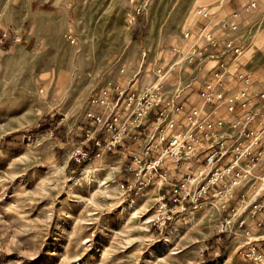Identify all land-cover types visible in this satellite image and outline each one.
I'll list each match as a JSON object with an SVG mask.
<instances>
[{"label": "rangeland", "instance_id": "obj_1", "mask_svg": "<svg viewBox=\"0 0 264 264\" xmlns=\"http://www.w3.org/2000/svg\"><path fill=\"white\" fill-rule=\"evenodd\" d=\"M232 3L0 0V264H254L242 256V231L221 233L230 207L247 209L240 194L250 184L228 203L210 196L217 186L200 208L177 209L161 229L159 187L129 191L135 179L123 154L68 169L92 93L122 68L147 78L168 73L180 61L173 48L186 47L183 33L201 24L197 11L208 7L222 20ZM257 7L249 2L244 10ZM263 15L245 20L232 38L243 46L242 70L257 92L264 91V44L257 54L249 46L264 29Z\"/></svg>", "mask_w": 264, "mask_h": 264}, {"label": "built area", "instance_id": "obj_2", "mask_svg": "<svg viewBox=\"0 0 264 264\" xmlns=\"http://www.w3.org/2000/svg\"><path fill=\"white\" fill-rule=\"evenodd\" d=\"M255 7L252 4L250 9ZM197 16L202 23L197 31L183 33L186 47L173 48L180 61L171 67L180 68L211 54L220 56L219 68L200 96L205 104L224 107L238 118L232 124L233 136H220L226 120L214 118L203 108L168 100L163 84L136 93L110 83L90 97L88 126L74 161L81 164L93 156L123 154L137 146L140 152L127 158L130 163L126 171L135 179L129 191L138 194L148 187H159L158 218L162 220L157 224L161 229L170 223L177 209L200 208L201 200L217 186L218 193L210 196L228 197V203L243 184H250L240 199L244 203L248 198L247 218L255 219L256 226L262 227L264 175L257 172L264 166V91L257 92L253 76L242 70L243 46L232 38L220 37L221 29L237 33L238 25L218 20L208 7L200 8ZM125 72L122 68L120 74ZM121 189L126 190L124 183ZM247 209L232 210L231 217L221 224V233H227L228 228L242 231L247 238L242 256L254 264H264V252L256 247L243 216Z\"/></svg>", "mask_w": 264, "mask_h": 264}, {"label": "crops", "instance_id": "obj_3", "mask_svg": "<svg viewBox=\"0 0 264 264\" xmlns=\"http://www.w3.org/2000/svg\"><path fill=\"white\" fill-rule=\"evenodd\" d=\"M249 2H255L258 4V7L255 11L253 10L252 12H248L244 10L245 6ZM224 6L225 7L228 6L227 2ZM230 7L232 8L233 12H227L228 17L223 19H227L235 22L238 25V31L239 28L240 30H242L243 25L246 23L245 20H249L250 18H255L264 14V0H233V3ZM47 12L48 13L43 12L42 15L49 16L50 11ZM230 13L235 14V16H233V14ZM195 31H197V29ZM234 34L236 33H232L227 29L220 30V37L222 39L233 38ZM263 44H264V29L261 31V33H259V35L257 34L255 36L254 41L249 46V51L250 52L253 51V53L257 54L256 49L260 48L261 45ZM253 49L255 50V52ZM261 51H264V48ZM263 55H264L263 52L258 53V56H263ZM227 58L228 57H225L224 59ZM220 61H221L220 56H218L217 54L216 55L211 54L192 64H183L180 66V68H172L170 66L168 73L164 75H161L160 72L159 73L154 72V74L148 78L140 77L141 69L138 70L137 72L126 71L125 74L123 75L118 74L117 77L114 79L113 84L117 85L121 89H126L128 92L133 91L136 93H141L145 89L154 86L155 84L158 83L163 84L164 87L166 88L168 100H176L177 102L182 103L189 108H193V107L203 108L206 113L212 114L214 118L226 120L225 129L221 131L220 136L224 138H231L233 136L232 124L237 122L238 118L236 116L229 115L224 107L205 104L200 96L201 89L208 81L212 80L213 74L219 68ZM258 65H262V64H258ZM230 76L231 75H228L227 78H229ZM139 152L140 149L137 150V146H134L131 149H126L122 151L121 153H123L124 157L127 159L128 157H131L135 153H139ZM199 169L200 166L198 164L197 171ZM242 194H240V196ZM235 209L236 207L232 206L229 208V211ZM261 217L264 220V212L260 214V218ZM247 220H248L247 227L251 230L252 240L255 241L258 250L264 252V225L262 227H257L255 224L256 222L255 219L247 218Z\"/></svg>", "mask_w": 264, "mask_h": 264}, {"label": "trees", "instance_id": "obj_4", "mask_svg": "<svg viewBox=\"0 0 264 264\" xmlns=\"http://www.w3.org/2000/svg\"><path fill=\"white\" fill-rule=\"evenodd\" d=\"M81 164H78L77 162H75L74 160H72L69 164V171H73L75 167H79Z\"/></svg>", "mask_w": 264, "mask_h": 264}]
</instances>
